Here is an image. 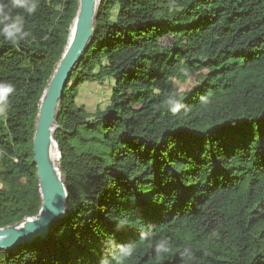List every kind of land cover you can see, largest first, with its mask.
Here are the masks:
<instances>
[{
    "label": "trees",
    "instance_id": "1",
    "mask_svg": "<svg viewBox=\"0 0 264 264\" xmlns=\"http://www.w3.org/2000/svg\"><path fill=\"white\" fill-rule=\"evenodd\" d=\"M37 4L13 12L24 40L0 35L15 86L0 103V227L39 211L34 119L77 8ZM91 81L111 83L93 112L75 100ZM56 125L65 214L0 264H115L121 247L124 264H264V0H101Z\"/></svg>",
    "mask_w": 264,
    "mask_h": 264
},
{
    "label": "water",
    "instance_id": "2",
    "mask_svg": "<svg viewBox=\"0 0 264 264\" xmlns=\"http://www.w3.org/2000/svg\"><path fill=\"white\" fill-rule=\"evenodd\" d=\"M100 1L77 0L69 25L73 29L72 36L69 40L68 28L66 44L40 96L34 119L31 162L35 167L40 208L35 216L0 227V250H11L19 244L45 238L50 225L65 214L67 190L59 169L60 153L53 133L63 90L92 37Z\"/></svg>",
    "mask_w": 264,
    "mask_h": 264
},
{
    "label": "clouds",
    "instance_id": "3",
    "mask_svg": "<svg viewBox=\"0 0 264 264\" xmlns=\"http://www.w3.org/2000/svg\"><path fill=\"white\" fill-rule=\"evenodd\" d=\"M37 0H0V35H3L9 42L18 45L24 40L28 33L24 30L25 17L34 14L37 10ZM22 9L23 13L13 14L14 10ZM15 92V86L6 81H0V103L6 104L9 95ZM173 101L169 100V104ZM176 109L173 108V111ZM155 251L161 253L166 251L163 244L156 245ZM133 250L128 247H121L115 257V264H124V261L132 256ZM182 255L191 257V250L185 249Z\"/></svg>",
    "mask_w": 264,
    "mask_h": 264
},
{
    "label": "rangeland",
    "instance_id": "4",
    "mask_svg": "<svg viewBox=\"0 0 264 264\" xmlns=\"http://www.w3.org/2000/svg\"><path fill=\"white\" fill-rule=\"evenodd\" d=\"M164 43H170V38L166 37ZM175 85L182 90H188L196 84V77H192L183 83L174 81ZM110 82H85L78 88V94L76 96V103L81 104L89 112H93L96 108H104L110 96ZM57 145V144H56Z\"/></svg>",
    "mask_w": 264,
    "mask_h": 264
},
{
    "label": "bare ground",
    "instance_id": "5",
    "mask_svg": "<svg viewBox=\"0 0 264 264\" xmlns=\"http://www.w3.org/2000/svg\"><path fill=\"white\" fill-rule=\"evenodd\" d=\"M72 32H73V29H72V27H70V28H69V40H70V38H71V36H72ZM55 164L58 165V159H57V158H55Z\"/></svg>",
    "mask_w": 264,
    "mask_h": 264
}]
</instances>
